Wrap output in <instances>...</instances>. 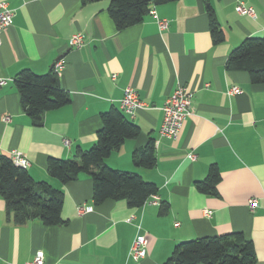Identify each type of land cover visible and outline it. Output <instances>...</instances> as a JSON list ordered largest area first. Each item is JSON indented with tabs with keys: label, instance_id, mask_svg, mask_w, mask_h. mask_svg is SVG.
Here are the masks:
<instances>
[{
	"label": "crops",
	"instance_id": "1",
	"mask_svg": "<svg viewBox=\"0 0 264 264\" xmlns=\"http://www.w3.org/2000/svg\"><path fill=\"white\" fill-rule=\"evenodd\" d=\"M0 1L13 11L12 24L0 34V155L21 153L34 182H48L63 193V223L57 226L37 219L15 224L0 198V264H25L37 251L45 264H164L181 242L232 233L250 241L256 264H264V84H252L247 72L226 67L229 53L244 39L264 37V0L150 5L142 22L122 30L110 18L107 0ZM237 5L251 8L255 18L236 12ZM208 7L224 35L217 44ZM151 11L168 22L164 30ZM78 33L82 45L71 47L69 39ZM56 59L64 64L56 76L70 102L45 113L42 124L34 126L14 79L25 69L45 74ZM179 86L190 94L192 112L177 139H171L159 133L161 108ZM127 87L147 105L134 118L121 109ZM232 87L240 93L229 95ZM111 108L123 112L140 133L104 164L157 186V195L141 207L112 199L94 205L88 175L62 185L47 172L50 157L71 159L77 150L89 149L100 115ZM150 139L155 166L135 167L132 152ZM211 165L220 172L215 196L194 187ZM250 199L257 200L253 210ZM162 202L168 210L160 215ZM80 207L91 211L80 214ZM138 232L146 238V256L133 261L128 252Z\"/></svg>",
	"mask_w": 264,
	"mask_h": 264
},
{
	"label": "trees",
	"instance_id": "2",
	"mask_svg": "<svg viewBox=\"0 0 264 264\" xmlns=\"http://www.w3.org/2000/svg\"><path fill=\"white\" fill-rule=\"evenodd\" d=\"M89 2L101 0H83ZM108 14L117 30L136 25L148 14L150 5L176 0H107ZM212 42L224 40L223 31L213 10L207 8ZM229 70L247 72L252 84H264V37H249L233 49L226 60ZM14 83L22 108L32 125L40 126L49 111L66 106L70 97L58 82L53 69L45 74H35L25 69L15 77ZM101 126L96 141L87 150H77L71 159L50 157L47 172L62 185L75 181L80 174L92 180L94 205L105 200H123L130 207H141L157 195L154 183L144 181L138 174L112 169L104 160L117 151L126 140L135 139L139 128L126 119L123 112L111 108L100 115ZM132 164L146 170L156 164L154 142L132 152ZM220 172L215 165L208 169L206 177L196 181L194 187L205 195L217 194ZM0 198L6 212L15 224L40 220L45 226L63 223L61 209L63 193L48 182H34L26 169L16 166L8 156L0 155ZM168 210L166 202L160 203L159 214ZM164 264H256L253 244L240 233L203 237L177 244Z\"/></svg>",
	"mask_w": 264,
	"mask_h": 264
},
{
	"label": "built area",
	"instance_id": "3",
	"mask_svg": "<svg viewBox=\"0 0 264 264\" xmlns=\"http://www.w3.org/2000/svg\"><path fill=\"white\" fill-rule=\"evenodd\" d=\"M236 12L241 15H246L251 18H255L254 12L251 8L243 7L242 5L236 6ZM150 14L153 15L154 19L157 22V25L160 30H164L167 27L168 22L164 19H158L154 11H151ZM13 11L8 7L7 3L0 1V34L1 31L12 24ZM1 43V40H0ZM69 45L74 48H79L82 45V36L78 33L70 37ZM64 67L62 60H56L52 69L55 74H59ZM115 78V75L113 76ZM4 84V81H0V85ZM229 95H234L240 93L238 87H232L227 92ZM147 105L141 101L138 97L137 91L132 87H127L124 90V96L121 100V109L123 112L134 118L136 111L139 109H144ZM162 109V122L159 128V133L163 137L177 139L185 119L191 114V99L190 94L181 86L177 87L170 96L167 97ZM64 144L68 145L69 141L64 140ZM188 157L191 160H194L196 157L193 153H189ZM11 159L13 163L26 169L29 166L28 160L21 155V153H12ZM156 199V198H155ZM248 206L250 209H254L257 206L256 199H250L248 201ZM79 213H85L91 211L90 207H80L78 209ZM209 214V212H207ZM132 219L130 217L127 222ZM139 226L137 229L139 230ZM146 245L147 241L144 235L139 232L134 237L131 246L129 248L128 256L133 261H138L146 256ZM25 264H45L44 254L42 251H37L32 259Z\"/></svg>",
	"mask_w": 264,
	"mask_h": 264
},
{
	"label": "water",
	"instance_id": "4",
	"mask_svg": "<svg viewBox=\"0 0 264 264\" xmlns=\"http://www.w3.org/2000/svg\"><path fill=\"white\" fill-rule=\"evenodd\" d=\"M57 59H59V57H58ZM57 59H56V60H57Z\"/></svg>",
	"mask_w": 264,
	"mask_h": 264
}]
</instances>
